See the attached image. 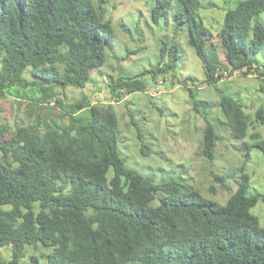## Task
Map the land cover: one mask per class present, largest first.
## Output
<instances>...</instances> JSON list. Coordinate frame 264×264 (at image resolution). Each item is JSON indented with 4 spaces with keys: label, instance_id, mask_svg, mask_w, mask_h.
I'll use <instances>...</instances> for the list:
<instances>
[{
    "label": "trees",
    "instance_id": "1",
    "mask_svg": "<svg viewBox=\"0 0 264 264\" xmlns=\"http://www.w3.org/2000/svg\"><path fill=\"white\" fill-rule=\"evenodd\" d=\"M206 1L176 0L174 13L201 62L202 84L251 75L264 94V65L254 58L264 45L258 20L264 0H238L226 9L216 38L199 15L212 6ZM103 2L97 8L93 0H0V101L34 102L31 125L11 129L0 122V248L10 254L0 264H20L26 247L39 246L48 249L46 264H264V227L250 212L257 202L264 204V193L247 195L246 173L231 191L224 175L211 172L213 182L230 193L224 204L181 180L155 182L125 166L117 148L118 117L110 106L92 105L86 96L63 97L67 88H84L90 71L105 64L116 34ZM172 8L171 0H156L152 22ZM179 58L176 45H164L154 67L117 78L108 74L110 97L119 102L148 92L146 77L174 78ZM187 91L195 111L209 108ZM217 107L224 117L220 126L235 139L251 140L244 161L252 148L264 158V138L255 130L264 128V109L251 117L227 95L219 96ZM54 108L65 125L42 121L36 113ZM135 128L140 154L148 156L151 149ZM219 140L207 123L201 156L212 161Z\"/></svg>",
    "mask_w": 264,
    "mask_h": 264
},
{
    "label": "rangeland",
    "instance_id": "2",
    "mask_svg": "<svg viewBox=\"0 0 264 264\" xmlns=\"http://www.w3.org/2000/svg\"><path fill=\"white\" fill-rule=\"evenodd\" d=\"M101 7L105 18L110 20L115 31V39L106 50L105 64L90 71V79L82 89L67 88L62 92L68 101L86 96L92 105L100 108L111 107L118 117L119 137L117 148L125 166L136 170L151 180H181L200 192L204 197L224 204L230 193L221 190L211 177V172L224 175L231 191H235L238 178L243 171L249 176L247 195L264 193V158L260 151L252 148L249 160L244 161L245 144L251 140L235 139L218 122L224 117L217 107L220 95L232 97L245 107L251 117L256 108L264 109V94L259 91L260 81L254 76L231 75L223 77L214 86L203 85V69L194 50L188 44L187 30L177 27L174 13L178 10L176 0H171L173 8L158 23L151 20V10L156 0H103ZM238 0H207L212 6L200 10L199 15L216 38L223 16L228 8ZM98 8V0H93ZM264 25V13L258 17ZM178 47L180 58L176 62L174 78L160 75L155 81L149 80L148 92H135L117 102L110 97L107 75L118 76L138 73L157 64L160 48ZM128 52H131L128 54ZM125 58L124 60H122ZM255 60L264 65V45ZM189 78L186 87L184 79ZM187 88L194 92V99L206 102L208 109L194 110ZM3 112L0 122L11 129L29 126L34 114L30 105L33 101H16L6 97L0 101ZM36 106V105H35ZM42 121H53L56 126L67 123L59 114V109L36 111ZM33 114V115H32ZM143 133L142 142L151 149L148 156L140 154L141 142L137 138L135 125ZM207 123L214 126L220 138L215 147L212 161L201 156L203 129ZM264 138V128L255 125ZM111 172L109 173V175ZM264 227V204H257L250 211ZM0 248V258L7 262L10 254ZM48 249L26 247L20 264H46Z\"/></svg>",
    "mask_w": 264,
    "mask_h": 264
},
{
    "label": "built area",
    "instance_id": "3",
    "mask_svg": "<svg viewBox=\"0 0 264 264\" xmlns=\"http://www.w3.org/2000/svg\"><path fill=\"white\" fill-rule=\"evenodd\" d=\"M223 75H224V76L227 75V72H224V71H223Z\"/></svg>",
    "mask_w": 264,
    "mask_h": 264
},
{
    "label": "water",
    "instance_id": "4",
    "mask_svg": "<svg viewBox=\"0 0 264 264\" xmlns=\"http://www.w3.org/2000/svg\"><path fill=\"white\" fill-rule=\"evenodd\" d=\"M7 251V250H6Z\"/></svg>",
    "mask_w": 264,
    "mask_h": 264
}]
</instances>
